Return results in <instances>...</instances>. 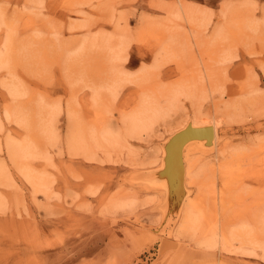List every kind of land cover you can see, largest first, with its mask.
I'll return each instance as SVG.
<instances>
[{"label":"rangeland","instance_id":"obj_1","mask_svg":"<svg viewBox=\"0 0 264 264\" xmlns=\"http://www.w3.org/2000/svg\"><path fill=\"white\" fill-rule=\"evenodd\" d=\"M29 20L35 27L25 32ZM12 26L15 60L0 69V264H264L263 248L253 252L222 238L209 247L181 230L186 207L166 212L164 192L137 180L159 167L172 132L200 116L217 127L216 148L201 155L208 174L237 149L264 140V0H0L2 46ZM242 33L248 40L238 42ZM71 51L76 68L67 79L56 60ZM115 52L129 81L108 116L124 128L120 110L136 105L134 83L144 70L170 92V102L153 127L125 131L122 149L89 154L72 145L78 129L67 102L74 99L82 118L90 116L94 82L88 88L86 77L97 79ZM184 76L189 80L180 85ZM249 80L258 91L241 97L242 110L227 107ZM28 93L37 97L26 104ZM42 100L56 103L47 135L34 117ZM32 126L44 136L41 152L21 160L48 180L38 190L13 149ZM221 172L218 189L229 182ZM188 192L193 199L197 189Z\"/></svg>","mask_w":264,"mask_h":264},{"label":"bare ground","instance_id":"obj_2","mask_svg":"<svg viewBox=\"0 0 264 264\" xmlns=\"http://www.w3.org/2000/svg\"><path fill=\"white\" fill-rule=\"evenodd\" d=\"M34 27L35 22L29 20L23 23L22 30L26 32ZM12 28L13 31L3 46V42L0 41V69L6 65L10 66V60L12 62L15 60L17 49L12 37L16 30L14 26ZM235 39L238 42L247 41L248 34L242 33ZM4 47L6 48L5 51L2 50ZM226 48L221 50L224 58L227 56L228 49ZM75 55L71 51L65 60L63 57H58L56 60V63L60 64L62 75L67 79H73L74 68H76L74 65ZM119 56V52L112 53L109 58V67L106 68L105 66L104 70L97 74L98 80L93 79L91 74H87V87H92L91 82H94L89 100L91 105V108L89 107L90 116L83 119L76 101L70 99L67 102V115L74 121L75 127L78 129L73 136L72 145L76 148L82 147L89 154L99 150L111 154L116 149H122L126 143L125 131L130 133V131H136L140 127H146V125L147 129L153 127L154 120L163 115L170 102V92L162 91L160 85L155 81H149L147 78L148 70H144L140 76L136 77L135 80L139 79L138 82L134 83L138 88L139 95L136 105L131 110L129 108V111L120 110L119 115L122 116L121 122L124 128L119 125L114 117L108 116L107 111L110 103L119 96L129 81L124 67L117 62ZM65 62L66 64L62 65ZM49 64L52 65V63ZM189 77L184 76L180 85H186ZM257 83L256 81H246L237 87L231 97H247L255 91L257 92L259 87ZM10 84L11 88L13 87L12 95L14 97L19 96L16 83L10 81ZM227 88L230 90L229 87ZM28 95L30 99L26 104L37 97L36 94L28 93ZM44 97L46 98V96L42 98ZM235 100L231 98L227 107L234 105L236 109L240 107L242 110L245 99H237V102H234ZM55 104L47 101L39 103L38 112L36 111L34 115V117L39 116L37 119L40 121V130L42 133L46 132V135L49 134V127H51L48 112L53 113L52 107ZM249 104L253 103L250 101ZM55 108L57 112L62 111L58 107ZM20 113L17 115L22 118L23 115ZM35 122H37L36 118L33 120V123ZM188 127L193 129L212 128L213 139L208 141L207 138H194L185 144L182 150L183 170L178 178L175 177L176 181L173 184L169 172V175H160L167 167L168 150L173 142L172 138ZM32 128L34 127L32 126ZM43 139L44 136H41L34 128L26 141L13 146V149L15 147V158L20 161L22 170L37 190L49 185V182L43 176L30 171L27 163L21 158H25L29 154L35 155L36 152L40 151L39 146L43 143ZM216 146L217 127L208 116H200L197 121L189 120L174 130L163 143L159 167L152 171L143 172V176L137 178L138 183L148 184L164 192L165 203L163 208L166 212L169 213V210L173 209L179 211L182 209L181 207H186L180 226L181 230L188 229L192 234L194 233L193 235L197 239L204 240L207 246L214 247L218 239L222 238L223 242L229 246L232 242L237 241L253 252L259 248L264 249V140L252 147L237 149L228 157H224L217 168H211V173L208 174L209 166L202 165L201 155L213 151ZM218 169L222 171L221 173L229 175L225 176L229 182L221 189L215 186ZM248 183H254L255 187L247 186ZM189 186H194L197 189V194L193 199L188 198Z\"/></svg>","mask_w":264,"mask_h":264},{"label":"water","instance_id":"obj_3","mask_svg":"<svg viewBox=\"0 0 264 264\" xmlns=\"http://www.w3.org/2000/svg\"><path fill=\"white\" fill-rule=\"evenodd\" d=\"M194 138H207L208 141L213 139L212 128L193 129L188 127L186 130L179 132L172 138L173 142L168 150L167 167L163 170L161 176L169 175L173 184L175 177L178 178L183 170L182 150L185 144ZM169 172V173H168Z\"/></svg>","mask_w":264,"mask_h":264}]
</instances>
